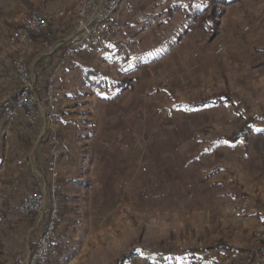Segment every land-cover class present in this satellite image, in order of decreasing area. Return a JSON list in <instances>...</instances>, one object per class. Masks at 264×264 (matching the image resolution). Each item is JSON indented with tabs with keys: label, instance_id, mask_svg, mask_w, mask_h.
Returning <instances> with one entry per match:
<instances>
[{
	"label": "rangeland",
	"instance_id": "374dc122",
	"mask_svg": "<svg viewBox=\"0 0 264 264\" xmlns=\"http://www.w3.org/2000/svg\"><path fill=\"white\" fill-rule=\"evenodd\" d=\"M8 1L17 19L3 32L10 62L16 73L15 62L22 58L34 91L42 96L45 84L43 89L36 87L48 65L41 55L54 56V70L59 53L55 47L73 30L81 0ZM187 1L126 0L111 19L109 33L95 47L80 49L65 68H59V108L72 107L74 110L67 112L70 116L60 108L61 121L51 128L46 118L40 117L41 132L30 139L34 148H44V164L48 139L57 135L59 156L71 125L76 134H68L75 138L70 142L79 148L82 137L76 129L85 121L87 131L96 132L90 148L96 159L95 173L103 172L110 179L112 175L120 177V181L104 183L110 196L105 191L97 196V209L105 212L110 208V212L115 207L123 214H99L103 229L97 240L99 249L87 251L94 257L90 264H117V256L126 248L123 243L134 236L135 246L153 254L166 257L165 253L173 250L177 264H188L181 259V251L187 249L193 253L203 249L196 254L198 264H258L261 260L254 251L264 243V0H238L227 5L214 36L179 12L167 15L175 3ZM36 10L70 14L58 31L31 34L29 43L11 45L10 31ZM183 29L187 32L175 43ZM88 68L106 73L107 79L121 78L129 83L133 79L132 89L101 92L85 83L87 77L82 72ZM18 81L19 91V77ZM218 95H227L237 104L243 118L228 102L194 106ZM81 111L89 112L80 116ZM8 121L27 124L22 118ZM243 130L246 136L236 142L226 139ZM30 172L38 188L28 194L47 191L49 181L38 177V173L46 177L45 173L36 166ZM30 215L16 214L14 224L26 227L10 223L3 228L4 250H18L14 256L9 254V264L29 249V240L41 231L35 214L30 225ZM112 216L119 221L111 220ZM218 244L227 249L217 252L213 247ZM160 262L158 257L152 260V264Z\"/></svg>",
	"mask_w": 264,
	"mask_h": 264
},
{
	"label": "crops",
	"instance_id": "0c3cea01",
	"mask_svg": "<svg viewBox=\"0 0 264 264\" xmlns=\"http://www.w3.org/2000/svg\"><path fill=\"white\" fill-rule=\"evenodd\" d=\"M125 1H123L120 6ZM9 3L8 0H0V264H9V254L11 253V255L14 256L18 251L17 249L13 252H6L4 250V244L2 242V236L4 235L1 234L4 226L10 223H12L10 224L11 226L13 225V227L17 228H20V226H27L14 223L17 221V206L20 201L30 192H28V190H31L35 186L38 188L37 180L32 179L30 171H32L33 166H36L37 169L44 172V164H42L44 148L42 145H37V147L34 148V144L30 140L41 132L42 121L38 120L33 126L24 124L21 121L10 123L6 116L7 111L12 106L14 95L19 88L18 77L10 62L12 56L9 52V46L3 38L5 35L3 32H5L6 27H12L17 23L16 17L13 16L15 12L13 10V5ZM183 30H181V32ZM57 39L58 36L54 38L52 44L57 42ZM50 55V53L41 55L46 57L44 61L47 62L48 66L42 71L36 88L39 87L43 89L46 78L55 64L54 56ZM124 81H126V79H117L118 86H108L105 90L99 91H130L132 89L133 79L130 83L128 80V82L123 83ZM88 83L91 85L90 82ZM12 88H16V91L14 89L12 90ZM60 102L62 103V101ZM73 110L74 109L70 106L61 108V112H64L67 117L70 116L69 113V116L67 115V112H72ZM88 112L89 111H81L79 115H88ZM85 115L84 118H86ZM75 117L78 118L79 116L75 115ZM79 126H81V128H77L78 130L76 129V131H78L77 134H81L82 137L80 147L76 148L75 144L77 143L71 144L70 142L75 138L68 134L71 132L76 134L75 129L70 125L69 129L65 131L67 134H65V136L68 139L64 140L59 148L57 168L59 181L62 184V191L58 195L61 214L56 227L57 245L49 256L48 264H90V259H94V257L92 258L93 253L87 255V251L89 249H94V251L95 249H99L97 240L103 229L101 227L103 226L102 221H98L100 217L99 214L101 212L103 214L117 213L118 216L123 214L120 209L119 212H116L118 209L115 207L110 212H108L110 208L105 212L102 208L97 209L96 202L98 194L105 191L109 195L108 186L106 187L104 183L111 180L120 181V177L119 175H112V179H110V177L106 176L103 172L99 174L95 173L93 166L96 164V159L93 157V151L90 148H92L91 142L95 139L96 132L89 133L87 131L89 127H87L85 121L79 124ZM82 126H84V128H82ZM32 133L34 135H32ZM44 140L46 142V139ZM29 143L32 145L31 148H29ZM100 161L102 160L100 159ZM10 166L14 167L12 168V172L8 171ZM16 167H18V170L21 172L17 171ZM45 178L46 177H44V179ZM140 193L142 192L138 194ZM116 218L118 217L112 216L111 220H115ZM119 219L120 218L116 220L119 221ZM33 228L34 226L32 225L31 229L33 230ZM135 239L136 236L130 239L127 244L123 243L126 248L117 256V262L122 259V256L127 254H129V257L124 260L122 264H130L135 260H142V262H144L148 259H150L149 264H152V260H157L158 254L152 253L148 255L146 251L151 250L145 249V247L135 246ZM99 240L103 241V239ZM225 250L226 249L221 248L216 251L224 252ZM197 253H193L191 249L183 250L181 251V259L188 264H190L189 261H192V264H198L196 262L200 257L196 255ZM165 254L166 257L160 254L161 258H158V260L162 261L164 258L168 260L171 255H173L176 263H178L175 253L168 252Z\"/></svg>",
	"mask_w": 264,
	"mask_h": 264
},
{
	"label": "built area",
	"instance_id": "2783aa9c",
	"mask_svg": "<svg viewBox=\"0 0 264 264\" xmlns=\"http://www.w3.org/2000/svg\"><path fill=\"white\" fill-rule=\"evenodd\" d=\"M123 1L125 0H81L82 8L75 13L77 19L73 30L63 42L56 45L59 51L57 66L48 74L42 96L34 91L32 77L25 62L22 58L16 60V73L21 82V88L14 98L12 107L7 111L11 122L22 118L28 125L33 126L40 117H45L51 128L61 121L59 108L61 92L56 86L59 68H65L68 61L80 49L95 47L98 41L109 33L111 19ZM67 14L70 13L61 11L51 15L36 10L23 18L20 25L10 31L9 43L11 45L25 44L30 42L31 34L42 35L47 31L56 32ZM47 144L48 154L44 162L46 178L44 179L40 173L38 177L41 181L46 179L49 181V189L28 194L17 208L21 216L35 214L41 223V231L33 250L28 249L24 254L17 256L13 264H48L49 256L57 245L56 226L61 214L58 195L62 191L57 168L59 158L57 135L51 136Z\"/></svg>",
	"mask_w": 264,
	"mask_h": 264
},
{
	"label": "trees",
	"instance_id": "16d2710c",
	"mask_svg": "<svg viewBox=\"0 0 264 264\" xmlns=\"http://www.w3.org/2000/svg\"><path fill=\"white\" fill-rule=\"evenodd\" d=\"M238 0H196L191 1L188 0L186 3L177 2L173 5L172 9L167 10V15H171L174 12H179L185 20H189L191 24H196V27L199 29H202L204 32H207L210 34V36H214L217 33L218 29V18L222 15L224 8ZM14 26V25H13ZM187 30H184L181 32L180 35H178L175 39V43L179 42L180 39L185 35ZM84 69H80V71H83ZM87 79L85 80V83L90 82L91 86L98 90H105L108 86H118L117 80L115 79H107V74L100 73L97 69H91L88 68L82 72ZM128 82L124 81L123 83ZM222 102H228L232 104V107L235 111V113L243 118L242 111L240 110V107L233 103V101L227 96V95H218L213 96L208 99L202 100L196 104H194L195 107L203 106L206 104H212V105H219ZM246 128H244L245 130ZM241 131L240 133L233 134L228 136L226 139L231 142H236L239 138H243L246 136L245 131ZM35 215L32 214L29 216V222L30 225L34 222ZM37 237H33V239L29 240V249L33 250L35 241L37 240ZM214 249H225L226 246L223 244H218ZM227 249V248H226ZM203 250V249H201ZM197 250V251H201ZM173 250H170V253ZM148 255L152 254V251H146ZM174 253V252H172ZM254 254L260 255L261 260L258 262V264H264V243L254 251ZM129 257V254L123 256V258L117 263L122 264L124 260H126ZM158 258H161L158 255ZM150 259L146 260L144 264H149ZM190 264H192V261H189ZM159 264H177L175 261V258L173 255H171L170 259L164 258Z\"/></svg>",
	"mask_w": 264,
	"mask_h": 264
},
{
	"label": "bare ground",
	"instance_id": "6f19581e",
	"mask_svg": "<svg viewBox=\"0 0 264 264\" xmlns=\"http://www.w3.org/2000/svg\"><path fill=\"white\" fill-rule=\"evenodd\" d=\"M56 48V47H55ZM57 49V48H56Z\"/></svg>",
	"mask_w": 264,
	"mask_h": 264
}]
</instances>
